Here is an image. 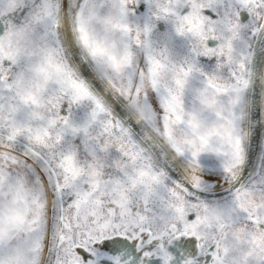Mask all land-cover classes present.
Segmentation results:
<instances>
[{"label":"snow or ice","instance_id":"obj_1","mask_svg":"<svg viewBox=\"0 0 264 264\" xmlns=\"http://www.w3.org/2000/svg\"><path fill=\"white\" fill-rule=\"evenodd\" d=\"M0 264H264V0H0Z\"/></svg>","mask_w":264,"mask_h":264}]
</instances>
